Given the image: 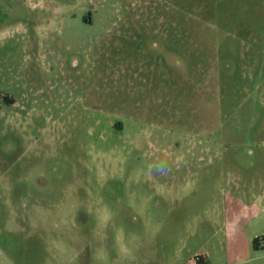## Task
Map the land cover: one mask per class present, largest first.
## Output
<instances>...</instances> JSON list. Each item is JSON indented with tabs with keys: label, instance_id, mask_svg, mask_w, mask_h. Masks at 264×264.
Wrapping results in <instances>:
<instances>
[{
	"label": "rangeland",
	"instance_id": "374dc122",
	"mask_svg": "<svg viewBox=\"0 0 264 264\" xmlns=\"http://www.w3.org/2000/svg\"><path fill=\"white\" fill-rule=\"evenodd\" d=\"M260 175L264 0H0V264H250Z\"/></svg>",
	"mask_w": 264,
	"mask_h": 264
},
{
	"label": "crops",
	"instance_id": "0c3cea01",
	"mask_svg": "<svg viewBox=\"0 0 264 264\" xmlns=\"http://www.w3.org/2000/svg\"><path fill=\"white\" fill-rule=\"evenodd\" d=\"M260 178L261 182L258 179L251 180L250 184L248 180L242 178L243 185L229 182L234 185L231 200L223 209L222 221L228 258L232 252L237 262L243 256L247 258L245 262L250 264H264L263 258L254 254V251H263V245H254L253 242L258 235L264 238V178L261 175ZM256 182L259 183L257 193H250L251 189L255 188ZM205 264H216V260L208 259Z\"/></svg>",
	"mask_w": 264,
	"mask_h": 264
},
{
	"label": "built area",
	"instance_id": "2783aa9c",
	"mask_svg": "<svg viewBox=\"0 0 264 264\" xmlns=\"http://www.w3.org/2000/svg\"><path fill=\"white\" fill-rule=\"evenodd\" d=\"M256 241L259 242L261 245H263V252H264V238L258 237L256 238ZM208 256L203 253L196 254L188 264H205L208 260Z\"/></svg>",
	"mask_w": 264,
	"mask_h": 264
},
{
	"label": "trees",
	"instance_id": "16d2710c",
	"mask_svg": "<svg viewBox=\"0 0 264 264\" xmlns=\"http://www.w3.org/2000/svg\"><path fill=\"white\" fill-rule=\"evenodd\" d=\"M253 242H254V245H258V244L260 245V243L257 242L256 240H254Z\"/></svg>",
	"mask_w": 264,
	"mask_h": 264
},
{
	"label": "flooded vegetation",
	"instance_id": "af4514ba",
	"mask_svg": "<svg viewBox=\"0 0 264 264\" xmlns=\"http://www.w3.org/2000/svg\"><path fill=\"white\" fill-rule=\"evenodd\" d=\"M12 10V9H11ZM16 11V10H15ZM20 11H21V9H20ZM18 13V12H17Z\"/></svg>",
	"mask_w": 264,
	"mask_h": 264
}]
</instances>
